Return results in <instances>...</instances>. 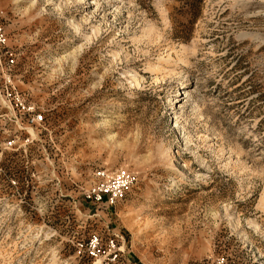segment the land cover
I'll list each match as a JSON object with an SVG mask.
<instances>
[{
  "label": "rangeland",
  "instance_id": "1",
  "mask_svg": "<svg viewBox=\"0 0 264 264\" xmlns=\"http://www.w3.org/2000/svg\"><path fill=\"white\" fill-rule=\"evenodd\" d=\"M0 27V264H264V0H0Z\"/></svg>",
  "mask_w": 264,
  "mask_h": 264
},
{
  "label": "built area",
  "instance_id": "2",
  "mask_svg": "<svg viewBox=\"0 0 264 264\" xmlns=\"http://www.w3.org/2000/svg\"><path fill=\"white\" fill-rule=\"evenodd\" d=\"M8 39L6 33L0 27V67H3V59L11 58L12 53L6 51ZM13 59L10 64H13ZM9 64V65H10ZM42 121V116L34 118V120ZM97 182L85 191L84 199L87 203L98 207L113 208L116 204L122 201L125 196L138 185V179L132 173L119 170L116 172L100 171L97 174ZM116 240L109 241V256L112 263L129 264V261L123 256V251L116 245ZM90 255L93 257L99 256L101 244L98 237L90 240Z\"/></svg>",
  "mask_w": 264,
  "mask_h": 264
},
{
  "label": "bare ground",
  "instance_id": "3",
  "mask_svg": "<svg viewBox=\"0 0 264 264\" xmlns=\"http://www.w3.org/2000/svg\"><path fill=\"white\" fill-rule=\"evenodd\" d=\"M75 28H76V29H79V26L76 25ZM88 41H90V39H88ZM186 53H187V52H186ZM185 56H186V54H185ZM138 82H139V81H138ZM136 83H137V79L133 78V84L136 85ZM183 85H184L185 87H188V86L190 85V82H189V81H184V82H183ZM184 94H185V93H184ZM184 94H183V95H184ZM176 100H177V101H179V100H184V98L181 99V97H180V98H176Z\"/></svg>",
  "mask_w": 264,
  "mask_h": 264
}]
</instances>
